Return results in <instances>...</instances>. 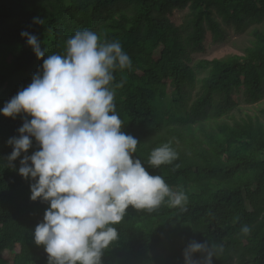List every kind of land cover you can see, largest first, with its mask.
Listing matches in <instances>:
<instances>
[{
	"label": "trees",
	"instance_id": "obj_1",
	"mask_svg": "<svg viewBox=\"0 0 264 264\" xmlns=\"http://www.w3.org/2000/svg\"><path fill=\"white\" fill-rule=\"evenodd\" d=\"M251 22L263 26L254 29L243 54L193 64L195 54L205 51L206 34L221 41L223 25L241 30ZM83 29L101 40H118L131 58V70L114 73V84L123 81L115 97L122 131L138 139L133 155L149 174L188 196L186 211L167 202L152 212L129 206L102 264H184L183 251L192 240L222 245L212 264H264V109L262 120L229 116L239 104L264 98V0H0V108L27 87L42 64L21 31L40 38L46 58L64 54L65 41ZM23 115L0 114V236L8 234L0 242L18 241L27 255L30 228L4 231V223L32 212L23 211L27 199L17 189L26 183L13 170L20 158L16 168L6 160L12 151L6 141L18 135ZM164 143L178 158L158 168L149 165L151 151ZM37 148L33 141L27 154ZM244 225L248 234L241 231ZM162 240L170 253L152 254ZM30 263L38 264L19 252L9 262L0 248V264Z\"/></svg>",
	"mask_w": 264,
	"mask_h": 264
},
{
	"label": "clouds",
	"instance_id": "obj_2",
	"mask_svg": "<svg viewBox=\"0 0 264 264\" xmlns=\"http://www.w3.org/2000/svg\"><path fill=\"white\" fill-rule=\"evenodd\" d=\"M20 35L42 64L0 114L12 119L24 114L18 135L6 141L12 148L6 160L16 168L20 158L13 170L26 183L17 189L27 199L23 211L32 212L4 223V231L29 227L24 241L31 251L24 254L12 239L7 246L0 242L1 251L9 262L19 252L38 264H102L104 250L119 238L115 225L129 206L152 212L167 202L186 211L188 196L173 191L162 176L149 174L133 155L138 139L122 131L115 97L123 81L114 84V73L131 70L132 60L118 40L77 30L65 41L64 54L45 58L37 35L26 30ZM33 141L38 148L29 155ZM177 158L171 144L164 143L151 151L148 164L158 168ZM241 231L250 229L244 225ZM222 250V245L192 240L183 251L184 264H212ZM197 252L200 259L193 258Z\"/></svg>",
	"mask_w": 264,
	"mask_h": 264
},
{
	"label": "rangeland",
	"instance_id": "obj_3",
	"mask_svg": "<svg viewBox=\"0 0 264 264\" xmlns=\"http://www.w3.org/2000/svg\"><path fill=\"white\" fill-rule=\"evenodd\" d=\"M187 10L184 9L179 11L177 14L180 18L185 16ZM219 19V18H218ZM262 23L251 22L243 26L241 30H237L234 27L222 26L224 37L221 41L213 42L208 34L207 40L204 43L205 51L203 53H196L193 64H195L200 58H219L225 59L233 54H243L245 49L252 45L253 42V31L255 28H261ZM203 73L197 72V77H202ZM197 88L194 87L189 90V98L186 100L187 106L190 105L191 100L197 93ZM264 109V98L253 104H239L236 109H233L229 114L230 117L234 118H247L248 116L257 117L263 119L261 110ZM170 252V248L165 240H162L160 245L153 250L152 254L159 253L166 256Z\"/></svg>",
	"mask_w": 264,
	"mask_h": 264
}]
</instances>
